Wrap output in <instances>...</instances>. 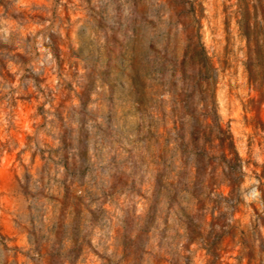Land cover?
<instances>
[{
    "label": "rangeland",
    "instance_id": "obj_1",
    "mask_svg": "<svg viewBox=\"0 0 264 264\" xmlns=\"http://www.w3.org/2000/svg\"><path fill=\"white\" fill-rule=\"evenodd\" d=\"M257 210L264 0H0V264H260Z\"/></svg>",
    "mask_w": 264,
    "mask_h": 264
},
{
    "label": "trees",
    "instance_id": "obj_2",
    "mask_svg": "<svg viewBox=\"0 0 264 264\" xmlns=\"http://www.w3.org/2000/svg\"><path fill=\"white\" fill-rule=\"evenodd\" d=\"M207 80H208V75H207ZM209 83V81H208ZM212 89V88H211ZM209 87L206 88L205 90V94H206V98H205V109H206V114L207 115H211L213 113L218 115L217 112V103L215 100V90L214 88L211 90ZM211 91V92H210ZM218 130L220 132H229L230 130H224L221 126V124L218 125ZM230 133V132H229ZM229 136L232 138V134H229ZM226 138H221V145H222V150L221 153L216 156V157H220V159L222 161H224L226 163V165L229 168V171L226 172L225 174V179H229L230 183H238L240 185V182L243 180V177L241 174H243V164H242V158L240 157L239 153L236 151L235 146H234V142L231 140V142L229 143V146L231 147V150L229 152L226 151ZM235 173L236 174V179L232 180L231 179V174ZM234 181V182H233ZM220 183V182H219ZM252 225L255 228H258L262 225H264V213L259 212L258 210L256 211V217L254 218V221L252 222ZM234 228V226L232 227ZM231 233V230H225L223 232V236L221 241L223 240V237L226 233ZM233 231V230H232ZM221 241L217 242L220 243ZM242 243L247 246V242L245 240H242ZM210 247H213V244H210ZM218 245V244H217ZM215 247V246H214ZM211 249V248H209ZM215 250H209L210 254H212V257L209 260V264H215L217 259L219 258V253L216 251L217 247L214 248ZM264 252V250H263ZM174 264H179V263H174ZM260 264H264V263H260Z\"/></svg>",
    "mask_w": 264,
    "mask_h": 264
}]
</instances>
